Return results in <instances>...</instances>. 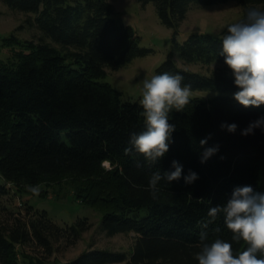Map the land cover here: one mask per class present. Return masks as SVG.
I'll return each instance as SVG.
<instances>
[{
  "label": "trees",
  "instance_id": "trees-1",
  "mask_svg": "<svg viewBox=\"0 0 264 264\" xmlns=\"http://www.w3.org/2000/svg\"><path fill=\"white\" fill-rule=\"evenodd\" d=\"M1 1L9 9L29 13L39 34L24 43L27 51L19 52L15 62L0 60V197L49 178L87 181L100 190L97 197L85 195L91 204L102 205L100 230L135 234L128 253L89 248L60 264H198L193 253L199 251L208 210L222 206L238 186L264 192V127L241 134L264 117V105L245 108L227 94L192 97L182 111L169 113L176 129L169 151L156 164L134 151L125 154L130 134L143 130L142 106L138 100L123 99L99 78L105 68L118 69L151 49L140 46L134 29L114 17L108 0ZM139 1L152 2L159 21L172 29L171 48L155 74H180L191 90H238L219 56L224 34L194 32L182 42L176 40L191 4L228 0ZM235 1L242 7L241 21L249 9L264 11V0ZM175 54L184 63L219 65L203 74L178 66ZM233 123L234 133L221 128ZM208 137L204 147L219 149L201 163L200 141ZM173 160L183 166L181 179L162 180L153 199L146 190L152 173L174 171ZM105 161L108 168L102 165ZM189 170L198 179L186 184L183 177ZM21 206L0 221V264H43L56 243L73 245L91 227L86 217L59 225L46 210L27 201ZM207 231L209 242L219 237L232 243L234 252L246 248L242 241L231 240L222 214ZM26 245L42 249L46 256L24 254Z\"/></svg>",
  "mask_w": 264,
  "mask_h": 264
},
{
  "label": "rangeland",
  "instance_id": "rangeland-1",
  "mask_svg": "<svg viewBox=\"0 0 264 264\" xmlns=\"http://www.w3.org/2000/svg\"><path fill=\"white\" fill-rule=\"evenodd\" d=\"M108 1L115 10L114 17L121 23L131 26L140 36V46L151 49V52L145 56L133 58L118 69L105 68V74L99 80L106 81L119 90L123 99L140 101L143 81L156 75V67L164 60L171 48L172 29L159 21L152 2L142 4L139 0ZM29 16V13L25 14L9 9L0 0V60L15 62L19 52L27 51L24 43L37 39L39 32L30 21ZM241 18L242 7L235 0L212 5L191 4L185 18L178 26L176 40L182 42L190 33L194 32L225 34L227 26L241 22ZM174 59L178 66L203 74H208L209 70L219 65L217 62L208 65L184 63L178 54L174 55ZM227 75L234 79L231 70L227 71ZM235 92L191 90L190 98L207 99L227 94L231 96V100H235L233 98ZM102 165L105 168L109 167L107 161ZM37 185L40 188L39 195H34L28 191L27 187H23V191L16 192L14 195L11 193L12 196L0 197V221L6 219L11 211L22 207L23 201H27L38 209L46 210L51 220L59 225L72 224L76 219L83 217H86L91 223V227L82 233L75 244L67 246L63 241L56 243L53 252L47 255L43 264L65 263L89 248L129 252L135 238L133 232L107 235L99 228L102 205L96 202L91 204L85 198V195L88 199L99 195L100 190L96 184L60 176L41 180L35 186ZM23 252L29 256L30 253H36L39 257L45 255L42 249L29 245L24 247ZM106 264H125V262Z\"/></svg>",
  "mask_w": 264,
  "mask_h": 264
},
{
  "label": "clouds",
  "instance_id": "clouds-1",
  "mask_svg": "<svg viewBox=\"0 0 264 264\" xmlns=\"http://www.w3.org/2000/svg\"><path fill=\"white\" fill-rule=\"evenodd\" d=\"M234 76V84L239 91L233 98L245 108L264 105V11L249 9L246 20L227 26L222 37V49L219 53ZM183 76L164 72L153 75L143 81L141 99L144 127L139 133L133 132L128 140L125 154L133 151L141 154L147 161L156 164L169 151V143L176 126L169 123L172 109L182 111L189 103L191 86L185 85ZM258 127H264V117L252 122L242 131L249 135ZM222 129L234 133L237 125L221 124ZM210 137L202 139L200 146L201 163H205L218 152L219 146L204 147ZM139 167L140 165L137 164ZM174 171L157 170L152 173L148 188L153 199L159 192V183L178 181L182 177L183 166L173 160ZM186 184L198 179V174L189 170L183 177ZM28 191L39 195V186H27ZM222 214L227 229L232 233L231 240L241 241L244 250L234 252L233 244L219 237L209 242L207 231L218 215ZM209 219L201 223L199 251L193 253L198 264H264V192L256 191L251 185L233 189L230 198L221 206L208 210ZM219 232V229H215Z\"/></svg>",
  "mask_w": 264,
  "mask_h": 264
}]
</instances>
